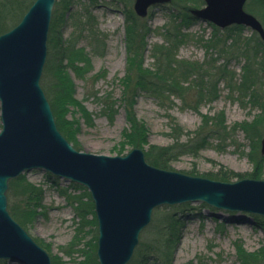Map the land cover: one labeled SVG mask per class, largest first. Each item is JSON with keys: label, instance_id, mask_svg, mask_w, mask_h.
Returning <instances> with one entry per match:
<instances>
[{"label": "rangeland", "instance_id": "rangeland-1", "mask_svg": "<svg viewBox=\"0 0 264 264\" xmlns=\"http://www.w3.org/2000/svg\"><path fill=\"white\" fill-rule=\"evenodd\" d=\"M24 1L26 4L32 0ZM173 1L174 6L170 2L154 5L146 16L139 17L133 10L134 0H61V45L55 48L53 58L60 52L67 55L73 51L80 57L74 60L79 72L71 67H67V72L72 81L73 97L86 108L91 123L86 122L76 106L68 103L62 118L75 120L77 124L71 126L70 139L58 128L59 131L76 149L94 154L124 155L134 148L125 144V133L130 127L121 99L124 79L132 68L127 61L124 12L134 13L138 27H149L142 69L154 67L152 49L162 45L164 25L173 19L179 41L169 52L170 58L193 64L197 74L192 72L188 80L179 84L185 89L181 97L172 95L159 101L149 92L137 90L135 114L147 129L146 142L137 147L143 150L147 162L150 146L170 147L168 170L225 182L242 178L264 180V155L260 153L264 130V41L256 31L240 25L238 48L231 51L228 47L225 51L210 48L205 39L213 33L212 23L194 17L191 21L182 19L179 7H175L181 0ZM201 1L197 5L189 2L183 9L202 7L204 0ZM263 6V0H246L244 9L264 28ZM86 13L93 25L89 24ZM3 18L0 17V25ZM48 55L47 44L46 59ZM71 57L75 58L74 52ZM246 61L252 64L251 76L256 66L259 68L255 84L245 90L240 77ZM218 65H225L224 72H215ZM40 85L54 115L48 88L42 85L41 79ZM218 114H222L225 129L212 132L205 126L201 128L207 118H219ZM259 157L262 161L256 163L254 160ZM258 163L261 165L257 166L256 177H253L251 172ZM219 171L227 173L225 180L216 178ZM21 175L42 189L40 202H37L40 206L22 225L10 212L12 204L17 209L25 208L22 191L18 188L9 192L7 188V209L48 252L52 264H95V257L98 262V227L88 189L40 168ZM171 217L177 219L178 230L170 250L171 264H243L241 254L257 255L264 249V216L188 201L153 208L151 220L141 231L127 264H161L157 257L164 253L151 250L164 247L160 242L161 234ZM140 242L143 252L138 253ZM0 264L22 263L3 258ZM254 264H264V260Z\"/></svg>", "mask_w": 264, "mask_h": 264}, {"label": "water", "instance_id": "water-1", "mask_svg": "<svg viewBox=\"0 0 264 264\" xmlns=\"http://www.w3.org/2000/svg\"><path fill=\"white\" fill-rule=\"evenodd\" d=\"M56 0H34L19 22L0 34V259L52 264L48 252L10 215V179L40 168L86 187L94 204L99 264H127L153 208L183 202L247 211L264 216V180L225 182L160 168L139 147L124 155L76 149L59 131L40 85ZM170 0H134L139 17ZM246 0H204L189 7L192 17L223 29L232 24L256 31L261 22L244 9ZM264 155V130L260 141Z\"/></svg>", "mask_w": 264, "mask_h": 264}, {"label": "trees", "instance_id": "trees-1", "mask_svg": "<svg viewBox=\"0 0 264 264\" xmlns=\"http://www.w3.org/2000/svg\"><path fill=\"white\" fill-rule=\"evenodd\" d=\"M33 1L34 0L25 4L24 0H0V17H5V19H2L3 23L0 25V34L12 28L15 23H17L21 19L23 13H25V11L33 3ZM173 2V0H170V3L174 6ZM179 2V5L175 7H179V9H177L182 14V19H187L188 21H191L192 16L189 12H187V10L183 8H185L186 4L189 2H192L193 4L197 5L201 4L202 1L181 0ZM7 9L8 11H6ZM124 13V26L126 33L125 46L127 51V61L128 64L132 66L129 76L124 79L125 83H123V92L121 97L125 104L127 113L126 116L130 127L125 133V144H128L131 147H137L144 144L147 139V129L144 124L138 120L135 114L134 106L136 102L135 97L137 94V90H145L159 101H161L163 98H169L172 95L181 97L183 95L182 92H184L185 89L179 84L181 82H184L185 80H188L187 76L191 75L192 72H196L197 74V69H195V66H193V64L182 63L181 61L175 62L170 58L171 55L169 54V52L174 49V47L179 41L177 40L178 35L175 33V29L177 28V26L174 24L173 19L172 21H170V23L164 25L165 30L164 33H162V45H155L152 49L154 67L151 69H142V53L145 49V36L149 31V27H138L136 22L137 18L134 13H132V11ZM87 20L89 21L90 25H93V22H91L89 15H87ZM60 26L61 0H58L55 4V9L53 10L52 20L50 23V35L47 41V44L50 49V55H48V58L46 59L47 61L43 68L41 83L42 85L46 84L48 88V90L46 89V91L51 98L52 108L56 119L55 122H57V127L68 139H70L72 133L71 126H74L75 123L77 124V121L62 118V113H64L66 109V104L69 103L73 106H76L78 110L82 113V115L85 117V120L88 124L91 123V119L86 108L80 103V101L74 99L72 92V81L67 72V67L73 68V70L77 71V73L79 72L78 69H76V67L74 66V60L80 58L77 52L73 51L75 53V58L71 57V54L73 52L68 53L67 55H65V53L61 55L60 52V55H58L57 58H53L55 48L58 44L61 45ZM211 26L213 27V33L209 39H205V42L207 41L208 43V47H214L215 49L217 48L219 51H225L224 48L226 47H228L230 51L238 48L239 38L237 34H240V30L242 28L240 25L234 24L230 27H226L225 29H220L213 24H211ZM228 31H233V33H230ZM254 33L255 32H253V34ZM245 41L248 44L247 39ZM216 67V73H221L225 70V65H218ZM251 67L252 64L249 61H246V66L244 65L245 71H243V75L242 77H240V83L242 84V87L245 88V90L250 89L251 86L256 82V77L258 74L257 71L259 67L256 66V72L252 76ZM165 92L166 94H164ZM113 115L114 114L111 115L110 119H112ZM219 116V118L218 116H214L210 119L207 118L201 128L205 126L207 130L212 132H219V130L225 129V127H223L224 119L222 117V114ZM122 146H124V143H122ZM169 154L170 147L157 148L155 146H150L149 150L147 151L148 162L154 166L166 169L169 166ZM260 158L261 157H259L257 161H254L256 163H261L262 160ZM260 163L255 164L254 171L251 172V175L253 177H256L255 170H257V166L261 165ZM218 174L219 175H216V178L225 180V177L227 175L226 172L219 171ZM8 184L9 192L17 190L18 188L19 192L22 191L24 197L23 199L26 205L25 208L17 209L12 204L10 212L23 225L26 223V221L30 219L33 214H35V208L40 206V204L37 202H40L42 189L37 188L35 185L27 181L25 177H23V175L10 179ZM32 200L35 201L32 203ZM176 220V218L173 219L171 217V222L167 225V227L165 226L163 228V232L161 231L162 239L160 242L161 244H164V247H161L162 249L151 250L152 252L162 251L164 253V256L162 255L157 257L159 261L161 260V264H171L170 250L173 248L175 242L174 237L178 232L176 227ZM141 246L142 243L140 242L138 249L136 250L138 253L143 252ZM243 254L244 256L241 254L243 264H254L256 261H260V259L264 260V249L260 252V254L257 255L246 254L245 252ZM95 264H99L96 261V257Z\"/></svg>", "mask_w": 264, "mask_h": 264}]
</instances>
